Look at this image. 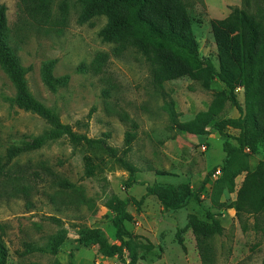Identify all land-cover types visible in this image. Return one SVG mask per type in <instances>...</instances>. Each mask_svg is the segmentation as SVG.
Instances as JSON below:
<instances>
[{
    "label": "rangeland",
    "instance_id": "obj_1",
    "mask_svg": "<svg viewBox=\"0 0 264 264\" xmlns=\"http://www.w3.org/2000/svg\"><path fill=\"white\" fill-rule=\"evenodd\" d=\"M64 2L68 5L69 19L57 33L53 22H36L23 14L19 0H0V5L7 7L17 54L23 68L28 69V88L46 107L57 112L63 124L72 126L76 132L96 139L109 134L107 144L118 154L124 149L126 132L133 131L131 124L135 123L137 136L126 159L136 167L138 183L126 189L129 173L118 163L100 149L87 151L73 146L66 138L18 156L0 174V234H3L6 248L4 264H129L127 251L124 261H120L102 257L97 247H82L75 252V242L87 232L99 230L111 243H117L111 205L126 200L127 196L140 200L146 188L155 182H188L197 191L205 176L213 170L216 171L200 199L192 200L184 209L164 210L154 196L146 197L140 208L129 204L127 210L134 220L126 224L128 230L139 236L137 242L154 246L150 252L138 250L139 255L145 253L146 258L137 264H201L188 220L191 215L205 220L207 212L220 214L223 227V234L213 241L214 264H262L264 238L253 229V218L245 219L247 229L244 230L234 209L219 210L213 204L226 138L213 129H209L206 136L193 137L170 128L168 107L177 114L179 122H189L209 108L214 94L225 89L224 84L216 78L211 89L205 90L198 82L183 78L156 88L151 81L149 64L135 50H128L120 58L111 55L98 75L77 71L83 63L90 65L98 53H110L113 46L103 43L99 37L106 24L104 17L93 19L92 24L79 25L80 5L76 0H53L51 13L54 17L60 15L59 6ZM185 2L189 5L201 58L209 59L219 69L210 27L213 18L207 15L202 0ZM239 8H244L242 0ZM259 10L264 11V0H251L248 11L257 14ZM50 61L55 62L56 77L68 75L70 78L68 84L56 92L49 90L42 78L41 68ZM237 94L243 103L241 91ZM15 96L13 85L0 68V166L6 162V152L11 145L28 136L38 137L49 128L41 117L22 111L13 101ZM238 115L235 107L227 103L224 116L236 118ZM226 131L230 136L239 135V131L232 128ZM85 156L100 164L92 178L84 176ZM261 160H264V152L260 150L251 157V167ZM27 165L30 170L24 174ZM50 172L58 178L53 179ZM159 173L168 176L161 177ZM244 177L245 173L236 178V191ZM58 179L75 185V192H69L71 197L57 194L62 192L54 184ZM235 199L236 192L224 190L220 195V202L226 204ZM68 200H73L74 204H67ZM177 234L184 247L179 244ZM54 238L61 240L57 255L24 254V243L50 250ZM70 252H74L72 259Z\"/></svg>",
    "mask_w": 264,
    "mask_h": 264
},
{
    "label": "trees",
    "instance_id": "obj_2",
    "mask_svg": "<svg viewBox=\"0 0 264 264\" xmlns=\"http://www.w3.org/2000/svg\"><path fill=\"white\" fill-rule=\"evenodd\" d=\"M80 5L77 22L79 25L92 24L95 18L104 17L106 24L99 32L101 41L113 46L110 53H98L90 65L84 63L77 67L79 72L100 74L110 59V56L122 57L128 50L140 53L149 64L151 81L154 87L163 88L168 82L189 78L198 82L205 90H210L214 79H218L225 89L214 94L213 100L206 111L199 112L194 119L179 122L177 114L171 108L169 112L171 130L182 134L203 137L213 129L220 136L226 138L222 149L225 157L220 168L221 177L216 180L213 204L219 209H234L243 229L246 230L245 219L253 218V229L264 238V160L254 167L250 159L260 150L264 152V11L257 14L248 11L251 0H242L244 8H231V13L224 19H211L210 27L217 48L219 69L209 59H203L199 53V45L193 32V19L189 5L185 0H76ZM53 0H19L21 12L40 23L55 25L59 28L66 26L69 19L68 5L64 2L59 6L60 15L54 17L52 11ZM7 7L0 5V68L8 76L13 85L16 96L14 103L22 111L31 112L41 117L49 128L38 137H25L21 142L11 145L6 152V162L3 168L18 156L41 149L49 142L66 138L73 146L87 151L100 149L108 157L118 163L129 173L125 184L130 189L137 184L136 167L126 157L132 150L136 140V126L132 123L133 131H127L124 139V149L121 154L107 144L109 134L104 138H90L86 134L76 132L72 126L63 124L54 109L46 107L29 90L27 83L28 69L23 68L17 54L16 44L12 41V32L7 15ZM55 62L46 63L42 69L44 84L52 92L64 87L69 82V76L56 77L54 75ZM241 91L244 102L238 100ZM231 103L238 111L236 118L224 116L227 103ZM239 131L238 136H230L227 129ZM229 139L234 140V142ZM103 162V160H101ZM100 164L90 156L84 157V176L94 177ZM24 174L29 172L30 166L24 167ZM209 172L202 185L194 191L187 183L171 184L155 182L146 188V194L137 200L127 196L126 200L118 201L110 208L115 214L114 228L117 243H111L99 230L87 232L84 237L75 242L74 251L82 247H97L98 253L104 258H117L124 261L125 251L129 253L130 263L137 264L145 260L146 255H139L138 250L150 252L154 246L137 242L139 236L133 235L126 226L133 222V216L128 212L129 204L140 208L146 197L154 196L164 210L177 211L186 208L192 200L198 201L200 195L209 184L214 172ZM56 179L58 176L50 172ZM244 181L236 191V178L244 175ZM35 177L39 174L33 172ZM158 176H168L159 173ZM20 180L22 177H19ZM67 198L69 192H75V185L67 180H56ZM24 187V186H23ZM226 190L236 192V199L231 204L220 202V195ZM68 192V193H67ZM59 194V195H60ZM78 203L79 201L76 200ZM67 204H74L68 200ZM220 214L207 212L202 220L195 215L189 217V227L195 237L196 247L200 255L201 264H214L215 252L213 241L216 236L223 234ZM59 223L58 219H53ZM177 234L179 244L184 247L183 240ZM0 234V264H4L6 248ZM61 240L54 238L48 248H39L24 243V254L41 252L57 255ZM74 258V252H70ZM68 264H74L68 262ZM264 264V262L262 263Z\"/></svg>",
    "mask_w": 264,
    "mask_h": 264
},
{
    "label": "crops",
    "instance_id": "obj_3",
    "mask_svg": "<svg viewBox=\"0 0 264 264\" xmlns=\"http://www.w3.org/2000/svg\"><path fill=\"white\" fill-rule=\"evenodd\" d=\"M211 18L216 16H228L231 8L241 7V0H202ZM215 16V17H214Z\"/></svg>",
    "mask_w": 264,
    "mask_h": 264
}]
</instances>
